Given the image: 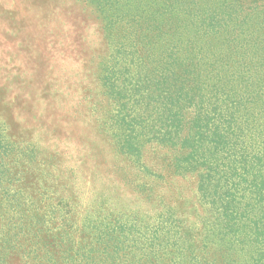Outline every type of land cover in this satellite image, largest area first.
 Masks as SVG:
<instances>
[{
	"label": "rangeland",
	"instance_id": "rangeland-1",
	"mask_svg": "<svg viewBox=\"0 0 264 264\" xmlns=\"http://www.w3.org/2000/svg\"><path fill=\"white\" fill-rule=\"evenodd\" d=\"M111 53L89 0H0V264H264L259 204L235 196L226 221L184 149L117 150Z\"/></svg>",
	"mask_w": 264,
	"mask_h": 264
},
{
	"label": "trees",
	"instance_id": "trees-1",
	"mask_svg": "<svg viewBox=\"0 0 264 264\" xmlns=\"http://www.w3.org/2000/svg\"><path fill=\"white\" fill-rule=\"evenodd\" d=\"M89 1L112 51L98 78L117 150L178 146L177 168L204 169L202 196L225 186L226 221L235 196L264 213V0Z\"/></svg>",
	"mask_w": 264,
	"mask_h": 264
}]
</instances>
